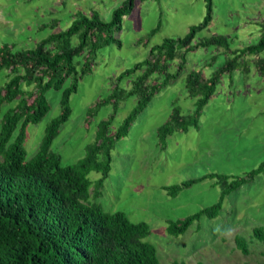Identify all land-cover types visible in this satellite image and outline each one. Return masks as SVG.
Returning <instances> with one entry per match:
<instances>
[{
	"label": "rangeland",
	"instance_id": "374dc122",
	"mask_svg": "<svg viewBox=\"0 0 264 264\" xmlns=\"http://www.w3.org/2000/svg\"><path fill=\"white\" fill-rule=\"evenodd\" d=\"M125 0H0V47L26 50L51 34L65 31L80 15L98 14L109 22L113 11ZM206 15V0L136 1L123 18L122 29L114 35L121 46L110 44L91 58L92 67L79 80L69 99L71 115L60 127L52 151L62 165H72L86 154L95 140L97 125L113 113V105L96 107L113 92L115 78L148 57L152 46L167 38H182L190 27ZM264 0H212V20L196 34L195 41L223 36L229 51L209 47L188 52L181 74L155 94L136 117L128 133L115 142L110 172L95 202L106 212H122L132 223L146 222L151 234L146 241L154 245L161 264H264V244L253 236L264 231V167L254 179L227 195L218 215L202 216L179 236L167 233L168 221L182 220L218 202L221 188L215 179H205L170 196L163 187L202 178L208 174L244 177L264 163V50L237 59V69L223 74L213 95L185 131L176 130L166 139L158 129L174 108L188 119L200 96L192 97L186 78L191 72L209 79L231 59L229 52L255 45L263 31ZM42 24L48 25L39 29ZM158 28L153 35L150 32ZM76 45L78 38H73ZM90 60V61H91ZM78 69L82 57H77ZM177 60L168 72L176 73ZM7 71H0V87ZM138 74V73H136ZM136 75L124 79L118 91L130 88ZM66 80L63 89L70 86ZM204 90H200L202 93ZM49 112L26 129L24 149L31 158L45 135L49 123L61 113V91L46 93ZM137 105V97L121 100L111 125L114 132ZM6 106L2 108V113ZM94 185L100 173L88 174ZM235 236L243 237L248 254L236 248Z\"/></svg>",
	"mask_w": 264,
	"mask_h": 264
},
{
	"label": "trees",
	"instance_id": "16d2710c",
	"mask_svg": "<svg viewBox=\"0 0 264 264\" xmlns=\"http://www.w3.org/2000/svg\"><path fill=\"white\" fill-rule=\"evenodd\" d=\"M136 1L125 0L117 7L109 22L98 14L78 16L65 31L51 34L35 47L14 51L8 44L0 47V71H7L6 81L0 87V264H161L157 250L146 241L151 229L146 222L132 223L122 212H106L95 202L107 179L111 165V151L116 141L124 137L136 117L159 90L184 70L185 56L196 49L209 47L229 51L226 37L218 36L194 42L196 34L207 28L212 20V0H206V15L198 25L190 27L182 38L165 39L152 46L148 57L116 77L113 92L96 107L112 104L113 113L97 125L95 140L86 147L85 156L75 164L63 166L62 158L52 151V143L60 127L69 119V99L77 90L78 82L90 72L91 58L103 47L120 41L114 35L121 31L123 18L134 9ZM48 25H41L40 29ZM262 33L255 45L229 52L233 57L217 69L211 78L191 72L186 82L192 97L200 96L192 117L185 119L177 108L158 129L165 139L176 130L185 131L215 91L219 78L237 69L236 61L247 54L264 50V22ZM158 31L153 29L150 35ZM78 38L75 45L72 40ZM77 57H82L78 69ZM91 60V61H90ZM178 61L176 73L168 72L170 63ZM138 73V74H136ZM131 79L130 88L118 91L124 79ZM155 77L157 80L152 81ZM69 87L63 89L67 79ZM61 91V113L45 130L39 149L27 158L24 149L26 129L39 123L49 112L46 93ZM200 90H204L200 93ZM137 97V105L114 131L111 125L118 103L128 97ZM6 106L2 113V108ZM264 163L244 177L208 174L186 181L180 186L163 187L175 196L181 189L205 179H215L221 188L217 203L189 217L167 222L171 236L184 234L202 216L215 218L224 198L242 185L251 182L262 172ZM100 173L93 185L88 174ZM253 236L264 244V231L254 229ZM236 248L248 254V245L241 236H235ZM172 264H185L173 261Z\"/></svg>",
	"mask_w": 264,
	"mask_h": 264
},
{
	"label": "crops",
	"instance_id": "0c3cea01",
	"mask_svg": "<svg viewBox=\"0 0 264 264\" xmlns=\"http://www.w3.org/2000/svg\"><path fill=\"white\" fill-rule=\"evenodd\" d=\"M42 25H43V24H42ZM40 27H41V25L39 26V29H40ZM199 49H201V48H199ZM199 49H196V50H199ZM235 51H236V50H235ZM218 53H220V48H218ZM175 61H176V60H175ZM177 63H178V62H177ZM154 80H157V78L153 77V78H152V81H154ZM115 81H116V78H115ZM130 84H131V81H130ZM157 136H158V132H157ZM169 136H170V135H169ZM167 137H168V136H167ZM167 137H166V138H167ZM166 138H165V139H166Z\"/></svg>",
	"mask_w": 264,
	"mask_h": 264
}]
</instances>
